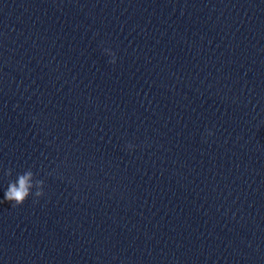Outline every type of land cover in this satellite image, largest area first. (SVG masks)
<instances>
[{
  "label": "clouds",
  "instance_id": "9594fccd",
  "mask_svg": "<svg viewBox=\"0 0 264 264\" xmlns=\"http://www.w3.org/2000/svg\"><path fill=\"white\" fill-rule=\"evenodd\" d=\"M104 53L111 57L109 63H116V55L110 49H103ZM208 131V135H212ZM129 150L134 148V145L128 144L126 146ZM6 177H12L13 169L9 167L5 170ZM38 173H34L31 168L26 169L21 173H17L15 179H10L6 190L4 191V199L0 203L7 202L11 207L16 208L22 206L26 200L31 196L33 203H38L39 200L46 195L45 180L38 178Z\"/></svg>",
  "mask_w": 264,
  "mask_h": 264
}]
</instances>
